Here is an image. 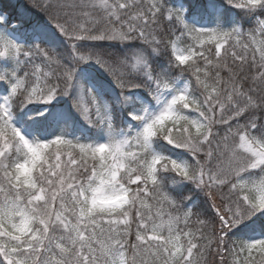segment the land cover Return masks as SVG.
<instances>
[{"label":"snow or ice","instance_id":"1","mask_svg":"<svg viewBox=\"0 0 264 264\" xmlns=\"http://www.w3.org/2000/svg\"><path fill=\"white\" fill-rule=\"evenodd\" d=\"M0 264H264V0L0 10Z\"/></svg>","mask_w":264,"mask_h":264},{"label":"trees","instance_id":"2","mask_svg":"<svg viewBox=\"0 0 264 264\" xmlns=\"http://www.w3.org/2000/svg\"><path fill=\"white\" fill-rule=\"evenodd\" d=\"M25 0H0V10L11 13L13 17L17 14V9L22 5ZM21 12L23 9H19Z\"/></svg>","mask_w":264,"mask_h":264}]
</instances>
